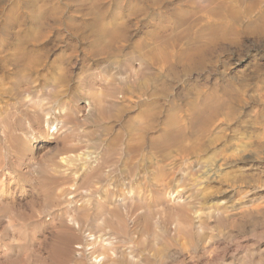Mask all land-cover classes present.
Segmentation results:
<instances>
[{"label": "clouds", "instance_id": "clouds-1", "mask_svg": "<svg viewBox=\"0 0 264 264\" xmlns=\"http://www.w3.org/2000/svg\"><path fill=\"white\" fill-rule=\"evenodd\" d=\"M0 264H264V0H0Z\"/></svg>", "mask_w": 264, "mask_h": 264}, {"label": "rangeland", "instance_id": "rangeland-1", "mask_svg": "<svg viewBox=\"0 0 264 264\" xmlns=\"http://www.w3.org/2000/svg\"><path fill=\"white\" fill-rule=\"evenodd\" d=\"M244 62H245V61L242 59V60H241V63H244ZM248 70L250 71V69H248Z\"/></svg>", "mask_w": 264, "mask_h": 264}]
</instances>
